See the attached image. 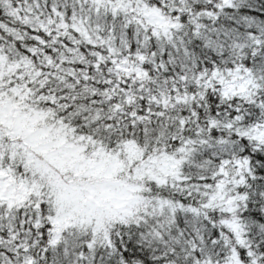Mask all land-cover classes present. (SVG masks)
Segmentation results:
<instances>
[{"label":"snow or ice","instance_id":"1","mask_svg":"<svg viewBox=\"0 0 264 264\" xmlns=\"http://www.w3.org/2000/svg\"><path fill=\"white\" fill-rule=\"evenodd\" d=\"M0 264H264V0H0Z\"/></svg>","mask_w":264,"mask_h":264}]
</instances>
